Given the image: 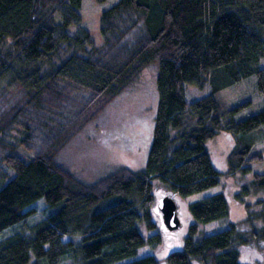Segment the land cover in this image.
<instances>
[{"label":"trees","instance_id":"obj_1","mask_svg":"<svg viewBox=\"0 0 264 264\" xmlns=\"http://www.w3.org/2000/svg\"><path fill=\"white\" fill-rule=\"evenodd\" d=\"M80 9L81 0H0V264H160L130 261L160 243L139 229H155L154 184L182 198L219 185L206 143L223 132L234 139L228 176L264 165L255 149L264 108L246 115L250 102L231 108L216 96L254 77L264 98V0H119L99 15L98 47ZM150 66L158 104L144 169L77 180L58 153ZM187 86L208 93L188 102ZM252 193L264 196V172L232 198L250 213L244 198ZM254 207L262 225L244 235L227 221L223 193L190 203L194 223L164 264H246L239 248H264V201ZM213 222L228 227L197 233Z\"/></svg>","mask_w":264,"mask_h":264},{"label":"rangeland","instance_id":"obj_2","mask_svg":"<svg viewBox=\"0 0 264 264\" xmlns=\"http://www.w3.org/2000/svg\"><path fill=\"white\" fill-rule=\"evenodd\" d=\"M119 0H105L98 3L95 0H81L80 15L83 27L89 32L92 44L96 47L102 44L99 34V15L115 5ZM74 28L69 32L73 33ZM264 67V60L262 61ZM157 71L154 67H146L136 80L118 95L100 114L64 145L56 157V162L70 171L74 177L83 183H94L100 178L110 174L117 168H126L130 172H139L144 169L148 151L151 147L154 118L158 104V93L155 85ZM208 93V88L198 89L187 86L185 89L188 102L200 99ZM226 102L228 106L235 107L243 102H250L246 108V115L256 113L264 108V98L257 94L255 78L242 80L240 83L223 89L216 95ZM13 137L16 132H12ZM12 142V138L10 139ZM234 139L226 132L219 133L212 141L206 143L213 166L222 175L219 185L206 189L186 198L168 193L161 186L154 184L152 194L154 198L150 209L152 222L155 229L147 232L140 226V233L148 238L152 235L160 237V243L155 246H143L138 250L137 256L130 261L145 256H152L164 264L166 255L182 248L183 238L189 225L194 221L188 213V205L205 197L223 193L229 206L228 222L244 235L249 234L251 227L258 229L261 221L254 217L257 209L254 205L258 200L264 201L261 194H250L244 198V203L250 205V213L244 209L245 205L236 203L232 195L239 191V187L251 180V175L264 172V165H253L252 172L246 177L228 176L226 174V157L233 149ZM255 149L262 151L264 157V141L255 145ZM0 167L6 170L1 161ZM13 173L10 172V177ZM164 197L172 198L176 205L177 217L181 227L175 231H168L163 225L162 214L158 209V201ZM34 208L41 212L46 207L43 199L38 200ZM251 217V222L248 219ZM228 225L219 222L198 224V232L203 235L216 234L226 230ZM10 231L5 232L8 235ZM240 262L246 264H264V248L262 244L250 243L249 246L239 248ZM198 264V263H194Z\"/></svg>","mask_w":264,"mask_h":264},{"label":"water","instance_id":"obj_3","mask_svg":"<svg viewBox=\"0 0 264 264\" xmlns=\"http://www.w3.org/2000/svg\"><path fill=\"white\" fill-rule=\"evenodd\" d=\"M158 209L162 214L163 225L172 232L178 230L181 224L176 212V205L172 198L164 197L158 201Z\"/></svg>","mask_w":264,"mask_h":264}]
</instances>
